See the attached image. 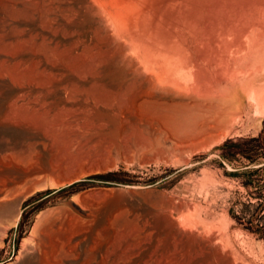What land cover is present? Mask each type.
<instances>
[{"label":"rangeland","instance_id":"374dc122","mask_svg":"<svg viewBox=\"0 0 264 264\" xmlns=\"http://www.w3.org/2000/svg\"><path fill=\"white\" fill-rule=\"evenodd\" d=\"M48 4L0 0V158L53 160L68 150L90 161L49 177L19 202L6 199L0 206V264H41L60 235H37V223L60 219L79 197L95 193L101 206L117 200V208L95 242L72 250L85 262L134 263L142 251L136 235L141 220L163 203L169 264H264V108L247 98L211 135L177 148L123 122L116 137H108L114 126L102 107L88 109L84 96L55 91L51 64L61 65L60 58H50L48 66L38 53L18 60L23 52H37L40 40L27 29L48 26L52 15H42ZM13 33L21 42L9 45ZM148 137L152 144H144Z\"/></svg>","mask_w":264,"mask_h":264},{"label":"bare ground","instance_id":"6f19581e","mask_svg":"<svg viewBox=\"0 0 264 264\" xmlns=\"http://www.w3.org/2000/svg\"><path fill=\"white\" fill-rule=\"evenodd\" d=\"M15 1L25 7L33 0ZM48 5L42 13L52 15L48 26L27 29L40 40L37 52H23L18 60L39 54L48 66L50 58H60L61 65L51 64L55 91L84 96L88 109L102 107L114 126L108 137H116L123 122L177 148L211 135L247 98L264 108V0H49ZM14 42H21L15 33L9 45ZM152 143L145 138L144 144ZM66 151L53 160L0 158V206L9 197L19 202L49 177L90 161ZM90 196L97 201L87 200ZM99 199L96 193L81 196L60 219L37 223V235L49 230L60 235L55 251L41 255V264H101L98 257L85 262L72 254L95 242L117 208V200L101 206ZM151 210L137 229L142 251L132 264H169L163 249L165 206Z\"/></svg>","mask_w":264,"mask_h":264},{"label":"trees","instance_id":"16d2710c","mask_svg":"<svg viewBox=\"0 0 264 264\" xmlns=\"http://www.w3.org/2000/svg\"><path fill=\"white\" fill-rule=\"evenodd\" d=\"M252 158H255L254 156Z\"/></svg>","mask_w":264,"mask_h":264}]
</instances>
